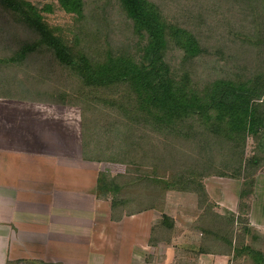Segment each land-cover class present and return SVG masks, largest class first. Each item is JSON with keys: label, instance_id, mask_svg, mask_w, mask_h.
<instances>
[{"label": "rangeland", "instance_id": "obj_1", "mask_svg": "<svg viewBox=\"0 0 264 264\" xmlns=\"http://www.w3.org/2000/svg\"><path fill=\"white\" fill-rule=\"evenodd\" d=\"M29 1L38 7L52 4L53 11L44 13L45 18L50 25L61 27L62 31L58 33L68 44H73L70 30H75L76 22L72 14L62 9L58 0ZM103 1L86 0L85 10L89 13L93 5L104 6L103 9L106 10L104 25L108 40L111 47L118 49L128 44L131 39L127 38L129 26L127 27L125 23V15L117 1L112 0L107 4H103ZM153 1L162 7L169 20L193 29L203 45L213 49L219 48L226 56L240 54L241 65L249 66L244 68L246 72L254 70L257 62L264 59V0ZM99 24L103 23L99 21ZM243 24L245 26L247 24L250 28L252 25L253 29L246 30L245 27L241 29ZM89 28L92 29L91 25ZM233 31L238 33L242 31V39H236L237 36ZM34 39L35 34L27 26L16 22L0 6V57L10 55L21 44ZM248 39H251V42ZM246 40L243 47L239 48L238 45ZM253 42H257L258 46L252 44ZM169 53L172 63H178L182 52L177 49ZM218 56L217 54L202 56L192 68H189L190 71L195 72L197 81H211L231 69L239 68L236 62L227 63V60L219 59ZM185 67L187 68V65ZM262 70L264 71V65L258 67V71ZM4 79L8 84L3 86L1 82ZM198 84L202 85V83ZM28 85L40 89L41 95L36 97L39 100L31 102L20 100L21 93H30L31 90H22L24 87L28 88ZM0 88V93H5L6 97L5 100L0 101V128L3 123L8 126L3 133L10 136L8 139L3 134V139L14 145L23 144L27 150L29 149L33 154L30 155L31 158H35L33 162H37L40 167V171H35L37 174H43L42 177L55 175V167L51 165L72 164V174L74 173L75 179V174L81 173L80 169L84 163V226H91L93 229V231H84V264H129L132 254L130 248L136 247V244L145 245L148 223L152 220L153 226H158L163 220V213L175 220V229L171 231V242H159L161 245L166 243L169 247L162 245L161 248L158 243L156 245L151 243L157 246L156 249L146 250L156 252L152 256L154 258L149 262L145 261V256L137 254L135 259L138 260L137 264H254L246 254L238 258L233 257L232 252L228 255L222 254L220 252L222 249L231 246H224L225 244L219 240L217 241L220 246L216 243L219 252L195 254L198 243L203 240L198 226L203 210L199 207L197 194L194 191L176 189L160 191L156 206L163 210L126 218L116 223L109 221L108 213L99 210L101 205L98 201L101 198L97 195L96 200L91 198L96 194L95 181L99 173L103 174L102 178L105 181L114 179L118 182L140 176L149 179L156 176L169 180L173 174H182L181 172L190 167L193 159L198 157L205 146L206 154L213 152L201 159L202 163L210 164L209 162L213 161L214 169H221L223 163L227 164V168H232L234 163L231 165L228 161L227 163L224 161L227 160L230 145L221 147L217 138L211 137L205 140H208L207 145L199 138L194 140L182 138L176 146L178 139L176 137L171 139L172 137L167 133L168 128L158 130L155 124L146 122L141 118L142 116L137 115L135 107L121 102L125 100L121 98L123 92H126L123 89L125 87L106 92L85 90L78 77L73 76L68 69H63L55 57L47 52H30L20 64L0 65ZM63 93L68 95L65 99H70L73 103L61 102L60 94ZM96 94L99 97H95ZM103 97L116 101L114 105H108L103 101L104 99L102 100ZM188 122L194 127L196 138V135L198 136L202 131L200 123L193 120ZM188 127V125H180L178 129L186 131ZM174 147L176 149H173ZM85 150L90 156L98 155L101 160H88L84 155ZM255 150L256 142L251 135H248L243 154L250 157ZM204 165H199L195 178L201 179L207 192L211 193L210 196L208 192L210 199L205 204V208L214 209L227 217L232 213L238 214L241 178L213 174L201 177L199 172H203ZM227 168L222 170L228 171ZM255 178L254 192L249 198L247 197L249 207L246 216L247 225L259 239H253L247 233L244 238L238 240V246L250 244L264 253V162L257 169ZM181 184L185 185L183 182ZM71 185L74 189L78 188L75 184ZM139 188L136 187L135 193L130 192L132 189H129L127 199H133L132 197H135L133 194H137ZM122 191L124 189L120 192ZM109 204L107 200L105 205ZM126 204L128 209L131 208L129 202ZM156 217L159 218L157 221ZM183 226H188L192 231L187 239L181 234ZM133 227L137 234L129 231ZM241 232L237 234V239L241 237ZM165 254H168V257ZM144 255L147 256L146 253ZM155 256L158 258L155 259Z\"/></svg>", "mask_w": 264, "mask_h": 264}, {"label": "trees", "instance_id": "obj_2", "mask_svg": "<svg viewBox=\"0 0 264 264\" xmlns=\"http://www.w3.org/2000/svg\"><path fill=\"white\" fill-rule=\"evenodd\" d=\"M110 1L112 0H104L103 4ZM114 1H117L125 15V23L127 27L129 26L127 38L128 40L131 38L128 44L118 49L111 47L108 40L104 25L106 19L104 6L93 5L91 11L87 13L86 0H58L62 9L72 14L76 22L75 30H70L73 36V44L70 45L58 33L62 31L61 27L50 25L45 18L44 13L53 11L52 4L38 7L29 0H0L2 10L35 34L33 41L25 42L10 55L0 57V65L20 64L30 52L50 53L63 69H68L73 76L78 77L85 90L106 92L125 87L123 89L126 92L121 95L125 100L121 102L135 107L137 115L142 116L144 121L155 124L158 130L168 128L167 133L171 139L175 137L178 139L176 146L182 138L186 140L199 138L205 141L211 137L217 138L221 147L230 145V153L226 154L227 160L224 161L231 165L234 163L232 168L229 166L227 168V164L223 163L221 169H214L213 161L209 162L211 165L208 162L202 163L201 159L213 152L206 154L205 146L198 157L193 159L190 167L181 172L182 174H173L169 180L156 176L152 179L140 176L118 182L114 179L105 181L102 178L103 174L99 173L96 180V195L110 201V218L112 221H118L125 214H134L146 209L163 210L156 206L160 191L165 192L168 189L194 191L199 207L203 210L198 225L203 240L195 254L219 252L216 246V243L220 244L217 241L219 240L225 244L224 246H231L222 249L220 251L222 254L228 255L232 252L235 258L246 254L254 264H264V253L261 250L250 244L238 246V240L244 238L247 233L253 239H259L247 225L246 213L249 207L247 199L253 194L256 185V171L264 162V71H258V67L264 65V59L257 62L254 70L246 72L244 68L249 66L241 65L240 54L226 56L219 48L213 49L203 45L193 29L169 20L157 2ZM99 21L103 24L100 25ZM90 25L92 29L89 28ZM244 27L246 30L253 29L252 25L250 28L247 24L240 28ZM233 33L236 34V39H242V31ZM246 42L247 40L243 41L238 47H243V43ZM257 42L252 44L258 46ZM100 46L102 48H97ZM177 49L182 52L181 58L178 63H172L169 52ZM216 54L219 55V59L227 60V63L236 62L239 68L231 69L211 81H197L195 72L189 68H192L202 56ZM1 83L3 86L8 84L5 79ZM28 86L30 93H21V98L41 95L40 89ZM60 95L61 102L73 103L72 100L65 99L68 97L66 93ZM95 97L99 95L96 94ZM102 100L108 105H114L116 101L106 97ZM190 120L197 121L202 128L196 138L194 127L188 122ZM180 125L189 127L183 131L178 129ZM248 135L256 142L255 153L250 157L243 154ZM175 147L173 149H176ZM84 155L88 160H101L98 155L90 156L87 151ZM202 164L205 165L203 172H199L201 177L213 174L241 178L238 214L232 213L227 217L214 209L205 208L210 197L204 182L195 178L197 168ZM226 168L228 171L222 170ZM182 182L185 185H182ZM137 186L140 188L137 194H133L135 197L127 199L129 189L135 193ZM122 189L124 191L120 192ZM126 202H129L131 208H127ZM173 229L174 218L163 213L161 224L151 228L150 243L171 242ZM240 231L241 237L237 239Z\"/></svg>", "mask_w": 264, "mask_h": 264}, {"label": "crops", "instance_id": "obj_3", "mask_svg": "<svg viewBox=\"0 0 264 264\" xmlns=\"http://www.w3.org/2000/svg\"><path fill=\"white\" fill-rule=\"evenodd\" d=\"M5 99V94L0 93V101ZM20 100L31 102L39 99L25 97ZM7 127L3 123L0 128V264H84V231H93L91 226H84V163L80 169L82 174L76 173L75 179L73 165L63 163L51 165L55 167V175L42 177L43 174L35 172L40 171V167L33 162L35 158H31L33 154L29 149L20 143L14 145L4 141V136L10 138L3 133ZM71 184L78 188L74 189ZM95 197L96 194L91 198L96 200ZM98 202L101 205L99 210L108 213L112 223L158 212L146 209L112 221L111 204L106 206L107 200L102 198ZM158 219L156 217L155 220ZM148 226L145 245L136 244V247L132 245L130 248L129 264H137V254L145 256V261L149 262L154 258L152 256L156 252L146 250L157 247L149 241L152 220ZM134 228L129 231L137 234ZM182 230L185 239L191 236L188 226H183ZM159 242L157 245L161 248L162 245L169 247ZM165 255L168 257V254Z\"/></svg>", "mask_w": 264, "mask_h": 264}]
</instances>
